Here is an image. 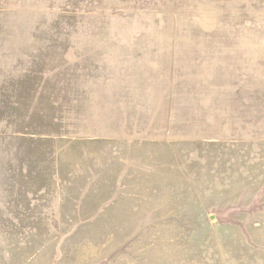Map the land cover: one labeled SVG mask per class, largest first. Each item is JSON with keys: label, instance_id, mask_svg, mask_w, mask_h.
<instances>
[{"label": "rangeland", "instance_id": "obj_1", "mask_svg": "<svg viewBox=\"0 0 264 264\" xmlns=\"http://www.w3.org/2000/svg\"><path fill=\"white\" fill-rule=\"evenodd\" d=\"M0 264H264V0H0Z\"/></svg>", "mask_w": 264, "mask_h": 264}]
</instances>
